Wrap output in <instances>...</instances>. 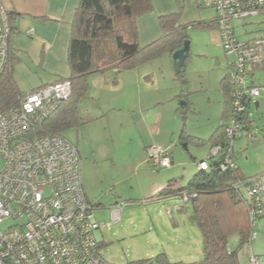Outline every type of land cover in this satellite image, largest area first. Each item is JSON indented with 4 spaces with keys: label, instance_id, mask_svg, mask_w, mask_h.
Here are the masks:
<instances>
[{
    "label": "rangeland",
    "instance_id": "rangeland-1",
    "mask_svg": "<svg viewBox=\"0 0 264 264\" xmlns=\"http://www.w3.org/2000/svg\"><path fill=\"white\" fill-rule=\"evenodd\" d=\"M203 11L206 18L214 17L212 9L203 8ZM233 24L241 41L264 37V13L235 19ZM188 33L191 50L186 61L187 83L177 77L167 52L147 62L161 78L167 77L164 82L161 80L162 86L174 90L162 120H157L156 108L141 114L151 119L153 131L147 132L141 123H133L130 115L139 118L140 114L132 113L121 101L122 97L129 96L123 88L108 93L110 97H119L115 109L109 107L104 117L65 129L63 133L79 149L82 183L89 201L97 205V219L103 223L111 221V205L122 199L129 202L119 220L97 231L98 238L104 242L103 254L113 264L154 259L161 252L173 261L204 258L202 232L191 220L192 202L184 201L181 195L157 198V193L169 180H176L177 186L187 185L197 172L200 160L208 159L212 136L222 121L225 100L222 79L233 56L226 55L222 43L220 46L213 43L208 30L193 26ZM253 71L255 83L264 91V62ZM177 93L179 99H174ZM87 98L86 95L80 100L82 112L87 111V104L93 101ZM260 101L259 108L255 106L256 101L251 106L255 137L244 131L235 142L240 164L242 161L254 164L264 159V148L248 153L253 143H257L254 140H264V95ZM124 116L130 118L129 124L123 125L120 121ZM84 118L87 121L86 115ZM143 131L150 133L149 137ZM138 141L167 148L173 155L171 165L152 166L147 148L139 147ZM247 156H250L249 160H246ZM256 230L258 241L264 243V232L260 227ZM239 244L238 234L234 233L230 237V246L236 250ZM249 245L239 249L243 264L248 263ZM257 254L264 264V251Z\"/></svg>",
    "mask_w": 264,
    "mask_h": 264
},
{
    "label": "built area",
    "instance_id": "built-area-1",
    "mask_svg": "<svg viewBox=\"0 0 264 264\" xmlns=\"http://www.w3.org/2000/svg\"><path fill=\"white\" fill-rule=\"evenodd\" d=\"M199 4L215 11L214 23L225 53L233 56L225 76L230 147L226 153L219 145L212 149L213 156L223 155L221 168L225 170L236 165L235 139L242 131L236 114L262 96V88L252 81L253 69L264 62V37L241 41L233 21L264 12V0H199ZM12 32L10 13L0 0V78L8 62ZM27 33L33 34V29ZM71 93V80L63 78L22 92L17 104L0 109V264H113L103 254L104 242L97 231L119 220L129 203L117 201L111 221H99L97 205L89 201L82 183L77 146L60 134L31 135L34 126L53 114ZM147 152L155 168L172 163L171 152L163 146H149ZM198 168L208 169L209 162L200 161ZM238 183L251 201V244L264 216V183L260 174ZM248 264H261L253 251Z\"/></svg>",
    "mask_w": 264,
    "mask_h": 264
},
{
    "label": "trees",
    "instance_id": "trees-1",
    "mask_svg": "<svg viewBox=\"0 0 264 264\" xmlns=\"http://www.w3.org/2000/svg\"><path fill=\"white\" fill-rule=\"evenodd\" d=\"M152 10V0H81L71 22L68 52L72 93L53 114L34 126L32 136L46 133L63 135L65 129L77 128L86 122L80 114L79 105L82 97L87 95L89 75L112 69H134L163 52L172 55L189 39L190 27L207 25L201 21L178 24L180 9L179 12L160 16L163 35L143 46L140 43L137 21L140 16ZM13 59L10 49L8 62L0 78V109L17 104L22 94L13 78ZM177 77L187 83L184 70L177 73ZM113 82L116 83L117 79L114 78ZM252 84L262 88L254 80ZM222 86L225 93L222 121L212 136L208 159L200 160L209 162V168H198L185 186H177L176 180H169L157 193V198L188 196L186 202H192L194 211L191 220L202 232L204 258L196 261H173L165 252H161L154 259L136 260L127 264H243L239 258V249L250 244L253 228L249 214L251 201L238 182L245 181L250 176L245 175L237 164L236 147L233 151L236 165L232 168L222 169L223 155H212V149L217 145L225 153L230 147L226 127L231 110L225 91V77L222 79ZM261 91L263 96V89ZM258 101V105L255 103L256 108L260 107L261 101ZM247 104L248 108L237 113L236 117L241 133L245 131L248 136L255 137L252 104ZM260 141L254 140L257 143ZM234 233L238 234L240 242L236 250L230 246V237Z\"/></svg>",
    "mask_w": 264,
    "mask_h": 264
},
{
    "label": "crops",
    "instance_id": "crops-1",
    "mask_svg": "<svg viewBox=\"0 0 264 264\" xmlns=\"http://www.w3.org/2000/svg\"><path fill=\"white\" fill-rule=\"evenodd\" d=\"M2 1L11 16L13 32L10 41L11 53L14 57L13 78L20 91L26 92L42 84L69 78L71 68L68 52L72 34L71 22L81 0ZM152 2L153 10L140 16L137 21L141 45H147L163 35L160 16L179 12L180 9L181 15L178 19V24L187 25L196 21L204 22L207 25L200 28L211 33L213 43L219 46L222 43L220 33L214 23L215 11L212 8H207L214 11V17H211V20L206 18L205 13H203L205 12L203 11L204 7L200 6L199 0H152ZM29 29H33V34L27 33ZM169 55L172 59V55ZM147 62L149 61L134 69H112L89 75L87 77V99L90 98L93 101L89 105L87 104V111L85 112L80 110L79 105L80 114L84 117L85 115L87 116L86 123L89 124L95 119L104 117L109 107L115 109L118 105L116 101L119 100V97H110L108 93L124 88L129 96L122 97L121 101L123 104L128 105V109L132 113L135 114L137 111L140 114L139 118L135 115H130L133 123H141L142 127L147 128V132L153 131L150 128L153 123L151 119L147 115L141 116V114L156 108L158 112L157 120H162L165 106L173 98L174 90L162 86L161 80L164 82L167 77L161 78L156 74V70L152 65H147ZM114 78L117 79L116 83L113 82ZM134 86L141 89H135ZM144 88L151 91L149 92ZM178 93L174 99H179ZM93 103L94 106H92ZM101 103H104V106ZM176 112L179 113L177 107ZM120 121L123 125H126L129 124L130 118L127 116L120 117ZM143 132L146 136L150 135L146 131ZM263 141L253 143L252 148L254 149L251 148L248 153L258 148H264ZM137 144L139 147L144 146L146 148L152 145L162 146L161 144L139 141ZM249 146L251 145L248 144ZM248 147L246 148L248 149ZM246 158V160H249L250 156ZM171 161H173V155ZM237 164L245 175L260 174L264 183V159L254 164H246L244 161L240 164L237 156ZM114 204L111 205V208ZM258 227L264 232V216L259 219L257 229ZM256 240H253L249 245V253L253 251V253L258 255L257 253L264 251V243L258 241V237Z\"/></svg>",
    "mask_w": 264,
    "mask_h": 264
},
{
    "label": "water",
    "instance_id": "water-1",
    "mask_svg": "<svg viewBox=\"0 0 264 264\" xmlns=\"http://www.w3.org/2000/svg\"><path fill=\"white\" fill-rule=\"evenodd\" d=\"M190 50H191V41L185 40L183 47L172 53V60L176 73H180L183 70L184 71L186 70L187 68L186 61L190 55ZM256 104L258 105L259 101H257Z\"/></svg>",
    "mask_w": 264,
    "mask_h": 264
},
{
    "label": "clouds",
    "instance_id": "clouds-1",
    "mask_svg": "<svg viewBox=\"0 0 264 264\" xmlns=\"http://www.w3.org/2000/svg\"><path fill=\"white\" fill-rule=\"evenodd\" d=\"M125 201H127V200H125ZM128 202V201H127ZM129 203V202H128Z\"/></svg>",
    "mask_w": 264,
    "mask_h": 264
}]
</instances>
